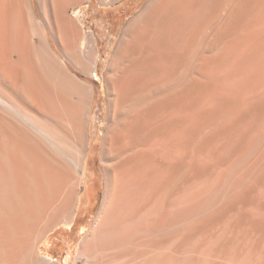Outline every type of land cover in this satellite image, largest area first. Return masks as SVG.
<instances>
[{
	"label": "bare ground",
	"instance_id": "6f19581e",
	"mask_svg": "<svg viewBox=\"0 0 264 264\" xmlns=\"http://www.w3.org/2000/svg\"><path fill=\"white\" fill-rule=\"evenodd\" d=\"M37 1L65 61L92 76L99 52L81 19L87 0ZM35 24L31 0H0V264H59L39 248L77 220L90 141L94 87L47 48ZM122 32L104 75L103 197L73 264H199L184 245L205 226L197 219L219 177L211 173L232 156L210 172L203 151L230 140L239 149L244 136L254 143L262 131L255 133L264 116V0H149ZM200 137L204 154L196 157L210 176L193 166ZM251 238L242 250L247 263ZM238 259L236 250L232 264Z\"/></svg>",
	"mask_w": 264,
	"mask_h": 264
},
{
	"label": "rangeland",
	"instance_id": "374dc122",
	"mask_svg": "<svg viewBox=\"0 0 264 264\" xmlns=\"http://www.w3.org/2000/svg\"><path fill=\"white\" fill-rule=\"evenodd\" d=\"M148 1L149 0H121L115 3L113 6L110 5L107 7H103L97 0H87V2L83 4L82 7H80L82 12L87 13L81 17L83 24H84V32L86 34L93 33L95 35V38L97 40V46H98L97 49L99 52L96 71L95 73L92 74V76H87L83 74L82 72H80L71 63L65 61L62 54L58 51L55 45V42L51 34L49 33L48 27L46 28L44 21H42L43 19L38 10L39 2L37 0H31V4L33 6L35 19H36L35 28L37 29L38 32H43L42 34L47 40L46 41L47 48L50 49V46H51L52 50L57 55L58 59L66 64L68 70L73 75L78 76L80 80L83 81L84 83L88 85H92L94 87V92L96 96L94 97L93 108H92V112L90 116V129H89L90 130V141H89V144L87 145V153L85 156L83 168L80 170V175L82 177V185L80 188L78 201H77V207L75 211L77 213V220L75 224L72 226V228H70L71 226H68V225H62L59 228H57L53 233H51L47 239L43 241V243L40 245V248H39L40 255L43 259L57 261V263L59 264H73V262L76 261V257L78 253L77 250L79 249L80 242L82 238L84 237L85 233L90 229V226L94 222V219L98 213V210L100 208V203L103 197V191H104L103 176H102L103 172L101 169V158H100V146H101V138H102L101 136L103 133V127L106 124V115H107L106 98H105V91H104V82H105L104 75L106 73V69H107V66L110 60L109 58H111L112 52L121 36V33H123L122 31L127 26L128 22L143 9V7L146 5V3H148ZM106 11L108 15L109 13L113 15H117V14L118 15L116 17H112V19L108 17L109 21H107L108 18L104 14L106 13ZM41 24H42L43 30L41 29ZM34 40H35V43H37L36 44L37 51L43 52L44 48L42 47L41 44L38 45V41H37L38 39L34 37ZM83 49L87 50L88 46L84 45ZM94 61H95V56H94ZM263 119H264V116L260 117L259 120H261L262 122H260V124H257L256 130H255V133L257 131V134L259 133L258 132L259 130L260 131L262 130L261 134L259 133L260 136L264 135ZM258 128L260 129L258 130ZM207 134L208 133L206 134L204 133L202 136L204 137ZM258 135L256 136V134H254L253 136H256L259 138ZM203 137H200L197 140L198 142L195 143L194 151L198 150L195 152L196 154L194 153L195 157L198 154L199 149H200L199 141ZM246 137L244 136L245 140L241 142L242 144L240 145L241 147L239 149L236 148L239 146V143L236 144V142H234L233 140H230L226 142L225 144H223L224 146H217L218 149L216 147H211L210 148L211 150L208 149L209 153L206 150L203 151L205 154L202 151L201 153L199 152V154H202V153L204 154V159H202L203 155L201 156L198 155L200 157L198 156L196 157L197 165L193 163L194 167L199 166L201 163H202L201 164L202 166L203 165L207 166L208 164H210L208 165V167L211 168L210 170L211 172L213 171L215 167L214 165L217 164V161L219 163L221 161V158L225 159L226 157L229 156V154L232 155V156L230 155L231 157L226 158V160H223L220 162L221 165H223V167L222 166L220 167L219 166L220 163H219L218 165H216L214 169L215 173L214 171L211 173L212 174L211 178L217 174H218L217 176H219L218 178H220V179L216 178V180L213 178L216 182H214L213 184L214 187L212 188V190L215 189L218 185L219 186L221 185L220 187L218 186L219 190H217L218 187L216 188V190L219 192H222V191L223 192L220 193V195H218L219 193L217 191L211 190L209 192L210 195L207 194L208 195L207 199L205 198L206 199L205 204L207 203V205L204 204V206L200 207L203 209H201L202 211L198 213V219H197V220L202 221L203 223L205 222V226H203L194 237L192 238L190 237L188 243L184 245L183 252L184 253L193 252L195 256L199 257V260H198L199 264H211L212 260L207 261L203 258V254L207 258V254L209 253L211 254L212 259H213L212 264H232L231 257H232V254L236 250L238 251V257H239L237 264H264V237H263L264 235L261 232L262 227L264 226L263 224L264 223V144H263L264 141H260V138L258 139V138L253 137L252 139L253 142L256 140V142H254L256 144H254L250 141L249 136L247 138L249 139L250 142L249 141L247 142L248 139L246 140ZM262 139H264V136L261 138V140ZM246 142L249 144L251 143V145L254 144L252 146L253 150L255 147L254 151L251 149L252 148L251 145L248 146V148L250 147L249 149H251L250 151H252L253 153L249 152L248 148L246 149L243 148V146L247 147ZM235 144L237 145L236 147H235ZM226 145H227L228 150H226L227 149L225 147ZM196 146H197V149H196ZM233 146H234V150L231 148ZM220 147H222L223 150ZM237 149L239 151H237ZM245 150H246L245 152L246 154L243 153ZM214 151H217V152L215 153ZM240 153H243V155L242 154L240 155ZM252 154H253V158L251 159ZM205 155L207 157L210 156V158L209 159L207 158L206 160ZM235 155H238V156L240 155V156L237 159L235 158L236 159L235 160L234 157H237ZM195 157H193L194 161H196ZM198 158H201L202 160ZM211 158L213 159L212 161H211ZM214 159H217L215 160L216 162L214 161ZM230 159L232 161L233 160L235 161L230 164H227L231 162ZM198 160L199 161L201 160V163L198 162ZM203 162L204 163L206 162V163L204 164ZM213 162L215 164H213ZM235 163L238 165L236 166ZM202 166L196 167L197 169L196 168L195 169L196 170H198V168L201 169ZM217 166H219L218 170H217ZM208 167H205V169ZM205 169L204 167L202 168L203 171ZM204 172H208V171L206 170ZM210 172H208V176H210ZM197 174L200 175L201 172H198ZM204 174L206 175L207 173H204ZM217 179L219 180L221 184L217 182L218 181ZM247 195L250 196V199H248L249 197ZM246 197L248 198L247 200H245V204H244L243 199H245ZM240 200H242L243 202ZM246 201L249 205L252 202L254 203L249 206L246 203ZM241 204L245 206L242 207ZM246 204L248 205L247 207H246ZM225 209L228 212L226 213L225 211L224 216H223V214L221 213ZM219 212H220L219 215L220 216L222 215L223 217L222 216L216 217L218 216ZM244 212H247V213H244ZM235 215H237L236 218H235ZM244 215L246 216L244 217ZM213 217L215 219L219 218V220L216 219L218 220V221L215 220L216 222L215 221L206 222V221L214 220ZM250 221L252 224L249 223ZM258 223L260 224L261 227L259 226ZM188 225H190V228H191L193 224L190 223V224H186L184 227L181 226L180 231H185ZM252 227L254 228V230ZM203 229H206V230H203ZM247 233H248V236L246 237H252L251 239L255 242V243L253 242L254 243L253 244L254 253L252 254V258H251L252 263H247L246 257H243L244 255L242 254V252H245L242 250L248 244V242L246 241V237H245ZM223 244H226L227 246ZM195 251H197L198 254H196ZM211 256H209V258Z\"/></svg>",
	"mask_w": 264,
	"mask_h": 264
}]
</instances>
